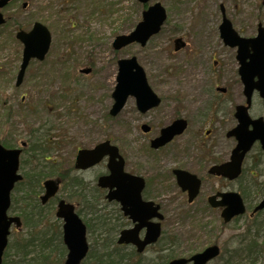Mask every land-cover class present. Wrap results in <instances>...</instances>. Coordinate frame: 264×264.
I'll return each mask as SVG.
<instances>
[{
    "label": "rangeland",
    "instance_id": "374dc122",
    "mask_svg": "<svg viewBox=\"0 0 264 264\" xmlns=\"http://www.w3.org/2000/svg\"><path fill=\"white\" fill-rule=\"evenodd\" d=\"M21 1L23 0L16 1L4 9L6 14L12 12H17V14L16 20H12L11 27L2 31L3 35H8L11 32V29L15 27L13 23L28 28L35 19L42 20L53 28L57 22H62L66 26L64 27V36L61 34V41L58 39L56 31L51 30L53 41L48 60L43 64L38 61L32 62L26 72L24 82L18 88H14L13 82L16 68L19 65L18 55L20 58L21 46L11 39L12 36H9L7 43L0 49V63L4 65L3 69L11 75L10 81L7 76L0 77V138H4V135H8L10 132L18 137H25L27 134L26 123L18 113L21 109L16 105L19 97L24 95L27 100L33 99L35 102H40L47 99L49 95L56 101L58 95L64 92L67 83V81H62V72L67 70L73 73L75 68L71 69L72 65L89 66L93 64L94 66L93 71L87 76L81 74L73 76L70 82L72 89L70 94L55 102L58 114L52 113L50 119L54 120L53 123H50L53 125L50 132L61 134L65 140L63 146L58 150L63 155L62 167L69 164L70 156L74 154L77 146H92L105 138L111 139L124 153H131L133 142L136 139L134 135L136 131L134 129L135 98L129 96L117 115L111 116L108 112L113 102L111 91L115 83L117 58L137 56L145 69L151 86L163 98L160 107L169 106L171 101L169 96L175 92L174 89H176L174 94L181 92L184 95L182 99L196 102L201 100L204 103L208 97L205 90H211L216 83L235 85L237 86L235 91L237 93L240 91L237 75L235 71L232 72V50L222 44L218 33V24L221 21L220 4H223L227 16L240 34L255 35L259 21L264 26V3L261 0H167L166 3L164 2L166 0H160L165 5L168 14L161 31L154 35L145 46L132 43L115 51L110 45L114 36L117 33L131 30L134 23L141 17L142 5L136 0H116L119 1L116 5H113L114 0H105L108 4L105 14L99 11L90 15V6L80 5V8L76 10L75 17H72L70 12L56 13L59 12L58 6L64 7L62 0H29V6L24 10L19 8ZM111 1H113L112 4H109ZM111 7L112 10H110ZM79 12L81 13L78 15ZM76 20L78 26L72 27L70 22ZM98 20H102V23H99ZM85 23L87 25H84ZM176 36H182L189 42L183 51L175 52L173 50V38ZM70 40H73L72 43H68ZM157 50L162 53L158 54ZM211 52L220 59L219 66H213L212 58H209ZM57 53H62L66 58L61 61L57 60L55 57ZM192 55L194 61L188 60ZM162 57L165 59L158 61ZM223 67L226 69L219 76L218 70L223 71ZM164 70H167L166 74ZM168 74L173 76L169 77ZM216 77L217 81H215ZM233 100L236 101V98L233 97ZM3 101H5L4 104ZM3 105H10L12 111L15 112L9 121V128L5 127L2 122V115L6 113ZM38 112L41 121L49 118L44 115L45 112L42 108L38 109ZM147 119L153 125L157 122L156 117L148 116ZM26 120L35 126L38 124V119H33V116ZM166 120L158 119L157 125L161 126L167 122ZM222 127L225 129L226 125ZM140 140L143 141V139H139L138 144H142ZM212 142L218 145L217 150L220 151L225 152L227 148L231 147H228L221 138L217 140L214 138ZM245 167V174L240 179L229 182L230 187L239 190L244 185L250 195L258 194V199L263 194L262 192L256 193V190L259 191V183L264 179V170L261 171L263 165L256 171H251L249 165ZM100 170H103V165L89 170L85 176L92 178ZM198 172L204 178L203 192L205 194L227 185L225 181L220 182L209 177L204 166L198 168ZM105 211L109 212V210H104L101 213ZM242 217L238 222L232 224L234 234L242 231L247 224L246 216ZM180 223V220L172 218L171 223L169 221V232L181 235L184 227L180 226ZM220 226L219 223V228ZM200 235L202 243H198L197 249L200 248V245L210 240L213 241V239L221 245H225L224 238L227 237V229L224 231V237L216 231L212 233L201 231ZM16 239L18 236L12 233L8 252L10 255L13 253ZM183 242L182 240L175 252L180 250L183 251L182 255H186L196 250L193 246L191 247L193 242L189 240L185 242V245L190 248H186ZM258 242L260 243L259 240ZM229 246H231L230 249L233 248L232 245ZM258 259L260 260L254 264H264L263 254ZM214 264H218V261H215Z\"/></svg>",
    "mask_w": 264,
    "mask_h": 264
},
{
    "label": "flooded vegetation",
    "instance_id": "af4514ba",
    "mask_svg": "<svg viewBox=\"0 0 264 264\" xmlns=\"http://www.w3.org/2000/svg\"><path fill=\"white\" fill-rule=\"evenodd\" d=\"M71 25L78 26V21L71 22ZM213 60L214 64L219 61L215 58ZM172 95L169 97L174 99L170 101L169 106L159 107L158 105L146 111H141L135 105L134 129L136 131L134 135L136 139L134 143L136 145L133 146L131 153L122 154L125 160L124 169L143 178V185L140 190V199L143 204L140 207L138 199L136 200L132 193V208L142 213L144 221L149 223L160 222V234L155 242L145 243L142 250H138L137 243L119 242L118 239L124 229L134 228L138 224V219L133 220L125 213L121 200L109 201L110 203L106 200L107 202L103 204L86 202V196L83 193L79 195V193L73 192V182L66 183L68 198L75 204L76 211L78 210V214L83 220L89 219L106 209L109 210V224L111 227L107 233H103L94 225H87V233L90 241H92L93 250L98 251L101 242L106 241L115 247L116 251L122 252L125 257L127 256L126 258L131 264H166L176 254L183 257L192 255L190 253L182 255L181 252L183 251L180 250L177 251L179 253L175 252L182 240L186 248H190L185 245V242L189 240L193 242L191 247L193 246L198 250V243H202V240L198 239L201 230L209 227L217 232L219 223H221L220 228H218L220 233H224L227 229L228 242L232 232V221L223 222L218 217L219 208H212L206 204L210 192L207 194L203 192L204 178L199 174L198 168L204 166L207 175L215 180L225 179L224 177L211 175L208 171L210 168L226 161L230 155L231 148H227L225 152L217 150L218 145L213 144L212 140L223 137L225 132H223L222 126H227L230 119L234 120L233 116L222 123L219 115L221 107L219 101L208 102L205 109L202 101H187L186 99H180L184 96L182 94ZM209 108H212L213 111H210ZM160 114L161 118L168 120L167 123L176 118H185L186 127L183 132L155 149L151 147L150 141L160 130V126L157 125L158 119H161ZM148 116L150 118L156 117V124L153 125L147 119ZM142 123L147 124L148 130H143ZM227 137V140L231 139L233 144L232 137ZM140 138L145 141L144 145L137 143ZM179 169L193 173L200 179L201 186L192 201L188 200V191L183 190L176 183L174 172ZM135 184L138 186V180H135ZM84 191L90 193L88 189L84 188ZM102 192L104 196L106 189L98 188V193ZM149 201L151 202L150 205L148 204ZM174 206L176 208H173ZM172 218L181 221L180 226L184 227L181 235L169 232V221L171 223ZM59 220L60 225L56 228L54 235L58 238L57 247L66 250L62 238V220L60 218ZM145 234L146 225H141L136 230L135 238L140 242L144 240ZM230 247L228 244L224 250L230 251Z\"/></svg>",
    "mask_w": 264,
    "mask_h": 264
},
{
    "label": "water",
    "instance_id": "95a60500",
    "mask_svg": "<svg viewBox=\"0 0 264 264\" xmlns=\"http://www.w3.org/2000/svg\"><path fill=\"white\" fill-rule=\"evenodd\" d=\"M8 0H0V7L6 4ZM147 1V0H140ZM165 18V11L159 3H155L147 10L143 11V19L137 23L135 29L129 34H121L116 36L113 46L118 49L127 43L132 41H139L144 44L147 38L154 32L158 31L160 24ZM3 21L0 13V23ZM220 35L226 44L231 46H238L237 57L241 61L240 73L242 80L245 84V92H249L254 83L252 82L254 75H258L259 86L264 90V29L259 25L258 34L256 37L245 38L237 34L232 28V25L228 19L223 17V22L219 26ZM17 37L24 43L22 62L17 74L16 84L19 85L22 81L25 68L32 57L42 59L49 47L50 33L47 28L39 22H35L33 28L26 32L23 30L18 31ZM248 59V60H247ZM119 70L117 73V83L112 92L114 103L110 112L116 114L123 106L128 95H134L138 108L146 110L150 107L157 105L160 99L151 90L146 82L145 74L142 67L137 63L135 57L120 59L118 61ZM236 116L240 120L238 131L243 134L249 119L246 115V107L238 106ZM184 127L183 120L174 121L172 125L161 129V134L155 140L152 141L154 146L163 144L172 138L175 133H178ZM246 132V131H245ZM237 131L235 132V134ZM249 135L250 137H246ZM246 136H238L239 143L233 152L232 165L234 166L233 174L237 175L239 166L244 152L249 148L250 144L255 138H260L264 147V129L263 127L254 128ZM241 150V151H240ZM19 149H5L0 145V263L3 249L7 243L8 228L12 220L18 219L9 218L6 215V209L9 206L10 190L16 180L21 178L16 173L18 168V154ZM108 153L109 162L108 167L110 174L103 176L99 179V184L102 186H109L111 188L109 192L110 197H116V190L126 186V183L118 182L119 178L124 177L122 175L123 162L121 159H116L118 156L117 148L109 144L108 141L97 145L94 149H81L78 152L76 159V167L85 168L96 162L101 157ZM130 177V176H127ZM126 180V179H124ZM179 183L183 187L196 189L199 182L193 175L186 172H181L178 176ZM117 184V185H116ZM46 193L42 196L45 200L52 195L57 188V185L53 180H46ZM116 186V189L113 187ZM196 191V190H195ZM192 198V197H191ZM213 204H226V208L223 210L225 219H229L233 214L241 213L244 211V206L239 196L234 193L233 198L228 200V197H224L222 202ZM264 206V200L259 204L256 209ZM60 213L65 215V241L67 242L70 251L65 264H76L86 251V243L84 240L83 227L76 215L72 214L70 209L66 206L60 205ZM72 229H77L73 231ZM158 233V228L154 235V239ZM149 239H153L149 238ZM218 247L213 245L206 248L203 252L193 256V264H204L206 260L216 255ZM169 264H183L182 259H175Z\"/></svg>",
    "mask_w": 264,
    "mask_h": 264
},
{
    "label": "trees",
    "instance_id": "16d2710c",
    "mask_svg": "<svg viewBox=\"0 0 264 264\" xmlns=\"http://www.w3.org/2000/svg\"><path fill=\"white\" fill-rule=\"evenodd\" d=\"M7 143V142H6ZM9 144V143H8ZM32 264H37L36 262L32 263Z\"/></svg>",
    "mask_w": 264,
    "mask_h": 264
}]
</instances>
